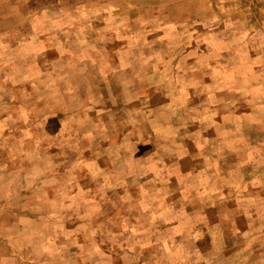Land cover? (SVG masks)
Returning a JSON list of instances; mask_svg holds the SVG:
<instances>
[{"label":"rangeland","instance_id":"374dc122","mask_svg":"<svg viewBox=\"0 0 264 264\" xmlns=\"http://www.w3.org/2000/svg\"><path fill=\"white\" fill-rule=\"evenodd\" d=\"M0 264H264V0H0Z\"/></svg>","mask_w":264,"mask_h":264}]
</instances>
